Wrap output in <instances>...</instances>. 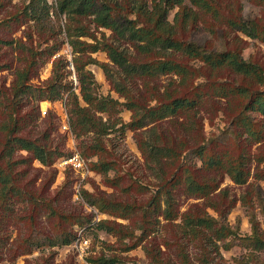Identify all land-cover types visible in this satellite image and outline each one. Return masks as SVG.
<instances>
[{
    "label": "trees",
    "instance_id": "trees-1",
    "mask_svg": "<svg viewBox=\"0 0 264 264\" xmlns=\"http://www.w3.org/2000/svg\"><path fill=\"white\" fill-rule=\"evenodd\" d=\"M252 1L264 6V0ZM189 3L186 5L184 0H58L56 6L58 12L69 16L91 15L97 26L111 30V40L97 39L93 35V42L79 38L93 34L84 25L70 33L73 50L79 52L75 65L82 102L77 94L69 91V124L77 137L90 134L89 140H81L83 144L79 151L86 158L98 155L97 160L88 161L89 168L101 172L108 184H119L118 175H107L116 163L107 155L109 151L104 137L113 130L123 131L126 127L136 130L150 124L149 138L140 137L137 140L148 167L155 171L158 179L147 201L127 202L102 193L87 192L89 202L102 212L127 219L138 216L134 226L140 229L139 234L135 228L115 219L100 218L94 225L116 236L121 250L134 248L144 240L142 247L149 260L147 264H193L190 244L199 249L201 264H211L213 256L210 253L218 250V241L236 235L226 219L234 199L228 196L226 187H220L225 175L237 184H248V192L240 200L251 208L254 205L249 203V194L255 195L264 215L259 184L260 180H264V153L252 151L253 144L264 139V59L245 57L237 36L231 47L217 48L207 47L183 35L199 19V13H209L208 17L230 30L264 41V21L233 10L224 11L217 0H189ZM175 6L178 9L170 20L169 11ZM24 12L28 18L39 22L48 14L49 5L47 0H29ZM124 43L132 46L133 51L123 46ZM57 48L53 47L50 53ZM98 49H103L109 60L119 68L123 81L113 79L108 62L92 56L91 53ZM34 61L31 58L25 67L16 70L11 94L0 88V232L3 230L1 222L13 214L19 202L31 203L37 211L47 210L58 223L67 221L73 224L78 220L76 215L55 207L51 198L27 189L22 183L26 169L17 167L29 158L51 164L57 156L66 154L53 149L40 137L20 134L24 126L20 121L25 116L26 125L31 126L41 100H55L69 88L67 83L62 82L59 59L53 60L50 79L43 84L31 83ZM89 63L102 67L115 90L123 96V101L97 92L94 74L86 68ZM5 66L0 64V69ZM160 75H170L162 90L149 85ZM136 78L141 80L143 88L137 86ZM126 80L132 82L134 89L125 84ZM152 98H155L153 103ZM232 98L238 100L234 111L230 110ZM220 99H224L225 105L221 108L228 118L227 123L207 135L199 114L200 108L204 109L206 102L214 104ZM24 105H28L29 109L25 115H20ZM123 107L132 112L126 122L118 115ZM104 112L105 117L101 114ZM170 118L176 119L179 137L155 129L156 122ZM185 132H195L198 140L188 143L182 137ZM228 143H233L237 151L232 153ZM22 149L29 152L28 159L14 156L17 150ZM251 176L254 180L248 181ZM181 194L203 198L205 205L213 208L216 215L197 203L181 210ZM161 219L173 224V237L170 241L164 238L163 244L173 246L175 258L162 255L161 248L148 239ZM249 221L251 232L243 240L250 248L264 251V229L252 211ZM74 236L71 231L49 243L68 244ZM4 237L0 233V250ZM36 238L24 239L19 245V253L29 252L41 244ZM126 238L128 241L124 240ZM225 244L227 248L231 246V242ZM122 258L116 254H99L89 257V260L93 264H116ZM128 264L137 263L131 261Z\"/></svg>",
    "mask_w": 264,
    "mask_h": 264
},
{
    "label": "rangeland",
    "instance_id": "rangeland-1",
    "mask_svg": "<svg viewBox=\"0 0 264 264\" xmlns=\"http://www.w3.org/2000/svg\"><path fill=\"white\" fill-rule=\"evenodd\" d=\"M220 3L221 9L224 11L233 10L239 12L246 17H253L264 21V6L258 5L252 0H217ZM29 0H0V64L6 65L5 68L0 69V88L7 92L10 91L12 81L15 77L16 70L25 67L31 58H34L35 68L30 78L33 84H43L52 77V65L54 59L60 60V71L62 72V82L67 83L69 88L63 91L61 97L55 99V103L51 108L47 109L43 114L41 105H44V100L39 102V108L35 111V119L31 126L26 125L25 116L20 123L23 126L20 134L40 137L43 142H47L52 148L61 153L70 152L73 147L81 150L83 142L81 140H89L90 134L80 137H70L63 132L59 125L58 114L56 110L59 106L58 101L64 100L65 107L68 112V94L73 91L79 97L80 85L75 65V59L79 52L73 50L70 42V33L77 27L84 25L92 34V36L82 35L81 39L93 42V35L97 39L109 38L111 30L97 26L92 16H69L65 12H58L56 9L58 0H47L49 5V12L38 21L30 19L24 12V7ZM150 2V0H148ZM186 5H189V0H184ZM177 6L171 8L169 11V19L172 20ZM209 14V13H208ZM201 15L199 19L186 29L184 37L193 38L200 41L207 47H231L235 44V37L242 46V54L245 57L254 59H264V41L257 38H252L244 35L239 31L230 30L221 22L214 21L209 15ZM111 40V39H110ZM69 46L71 49V62L74 69L72 70L69 59L66 55L65 48ZM127 46L130 51H133L132 46ZM53 47H58L54 53H50ZM59 53L58 55H56ZM96 59L102 62L109 63V73L113 76L115 81H123L122 73L119 68L112 63L107 57L103 49H98L91 53ZM134 54V53H133ZM86 68L90 69L97 82V92L101 95H109L123 101L121 96L113 87L112 82L107 78L104 70L96 63H89ZM75 75V78L72 76ZM223 76V75H222ZM170 75H160L155 80H151L149 85H155L161 90L165 83L168 82ZM197 79H201L198 77ZM125 84L133 88L131 81H124ZM135 82L141 89L143 88L140 79L136 78ZM11 94V91L9 92ZM53 101V100H52ZM155 98H152V103ZM238 100L231 99L230 110L236 109ZM224 99L214 104L205 103L204 109L200 108L199 114L202 116L203 128L206 134L217 131L222 128L228 118L225 116L222 106H224ZM29 106L24 105L20 109V115H25ZM131 110L123 107L118 115L123 121H129L131 117ZM104 117L106 113H101ZM27 117V116H26ZM2 119L0 113V120ZM176 119H165L161 122L155 123L157 131H163L168 135L180 136L179 130L176 127ZM186 133V132H185ZM47 135V136H46ZM150 136V124L145 125L136 130L125 128L123 131L113 130L106 137L104 143L108 149V157L115 161V168L108 171L109 177L119 176V184L110 185L105 181L103 174L99 171L93 170L92 174L80 179L78 172L70 169L64 171L62 176L58 169L51 164H43L38 159L29 158V160L17 165L18 168L26 169V174L22 178V183L25 187L34 193H41L44 197H49L52 204L68 214H74L78 218L75 223L68 224L67 221L58 223L55 216H50L47 210H35L31 203L19 202L14 207L13 214L8 216L4 222H1L3 230L0 232L4 237V243L1 244L0 250V264H78L77 251L73 245V240L68 244L56 243L50 245L49 241L60 239L62 234L71 232L76 235L75 227L80 225L83 227V234L89 238V247L87 253L88 262L89 257L97 256L99 254L111 255L116 254L122 258L116 264H128L131 261L137 264H147L148 257L142 247L145 244L143 240L139 245L129 250H121L120 242L117 237L106 232L105 230L95 227L94 222L100 218L115 219L131 228H135V222L138 216L135 215L130 219L116 217L107 212L100 211L94 204L88 200L89 193H102L107 197L117 200H124L127 202L136 201L137 203H145L149 198L151 192L154 190L157 177L155 171L148 167L141 151L138 148L137 140L140 137L148 139ZM188 143H194L198 140V134L189 132L183 134ZM2 145V133L0 132V147ZM228 147L232 153L237 151V147L233 143H228ZM252 151L256 153H264V139L253 144ZM16 157H30L26 150H17L14 154ZM60 156V155H59ZM57 156V157H59ZM56 157V158H57ZM98 155L94 154L89 157V160H97ZM199 163V161H198ZM253 166L255 163L252 164ZM81 181L79 188V197L73 195L74 181ZM251 176L248 181H253ZM261 187V195L264 200V180L259 181ZM220 187H226L229 197L234 199V205L226 214V219L229 225L235 229L236 235L227 237L224 241H218L219 248L217 251L210 253L212 257L211 264H264V251H257L247 246L246 241L243 240L245 235L251 232V223L249 221L250 211L254 212L256 217L261 222L264 229V215L262 214L257 198L253 194H249L250 201L254 206L248 208V204H243L240 197L248 192V184H237L225 175L220 183ZM180 209L184 210L189 206H194L195 203L203 206L207 211L216 215V212L210 206L205 205L203 198L188 197L184 194L180 195ZM178 221V219L176 220ZM157 229L152 232L148 239H152L162 250V255L175 258L174 249L172 245L166 246L163 241L164 238L170 241L173 237V224L166 223L161 219ZM137 234L140 229L135 228ZM37 237L41 244L34 246L31 251L26 253H19V245L24 239H33ZM75 237V236H74ZM128 241L127 238L124 239ZM147 241V239H146ZM231 242L230 247H226L225 243ZM190 259L193 264H201L198 260L199 249L197 247L189 246Z\"/></svg>",
    "mask_w": 264,
    "mask_h": 264
},
{
    "label": "built area",
    "instance_id": "built-area-1",
    "mask_svg": "<svg viewBox=\"0 0 264 264\" xmlns=\"http://www.w3.org/2000/svg\"><path fill=\"white\" fill-rule=\"evenodd\" d=\"M66 55L69 59L70 65H68L72 70L74 69L73 63L71 62V49L69 46L65 48ZM57 53L56 55H58ZM75 78V75H72ZM45 104L41 105V110L44 113H46L47 109L51 108L52 105L55 103L53 100H44ZM58 108L56 110V113L58 114L59 119V125L63 132H65L70 137H75V134L71 130L70 124H69V115L67 112V109L65 107L64 100L58 101ZM89 158L84 157L77 147H73L70 152H67L66 154L60 155L54 160V165L58 169L59 173L64 175V171L67 169H70L74 172H78L80 179L85 178L87 175L92 174L93 170L89 168L88 165ZM75 183L73 184L74 192L73 195L78 198L79 197V188L81 181L75 180ZM76 235L73 240V245L76 248L77 251V258H78V264H93L88 262L87 260V253H88V247H89V238L83 234V227L80 225H76L75 227Z\"/></svg>",
    "mask_w": 264,
    "mask_h": 264
}]
</instances>
